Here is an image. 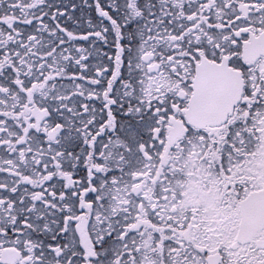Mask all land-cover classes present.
Returning <instances> with one entry per match:
<instances>
[{
	"label": "snow or ice",
	"instance_id": "snow-or-ice-1",
	"mask_svg": "<svg viewBox=\"0 0 264 264\" xmlns=\"http://www.w3.org/2000/svg\"><path fill=\"white\" fill-rule=\"evenodd\" d=\"M0 264H264V0H0Z\"/></svg>",
	"mask_w": 264,
	"mask_h": 264
}]
</instances>
